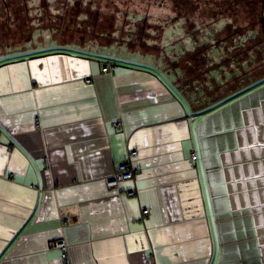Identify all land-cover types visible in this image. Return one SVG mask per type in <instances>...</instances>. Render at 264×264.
Returning a JSON list of instances; mask_svg holds the SVG:
<instances>
[{
	"label": "crops",
	"instance_id": "1",
	"mask_svg": "<svg viewBox=\"0 0 264 264\" xmlns=\"http://www.w3.org/2000/svg\"><path fill=\"white\" fill-rule=\"evenodd\" d=\"M180 20L142 49L63 32L68 50L0 63V264H264V93L200 49L229 24ZM123 162L134 180L107 188Z\"/></svg>",
	"mask_w": 264,
	"mask_h": 264
},
{
	"label": "rangeland",
	"instance_id": "2",
	"mask_svg": "<svg viewBox=\"0 0 264 264\" xmlns=\"http://www.w3.org/2000/svg\"><path fill=\"white\" fill-rule=\"evenodd\" d=\"M46 1H48V4L39 0H0V63L12 58L28 57L47 51L68 50L60 47L62 45L58 43L60 38V31L58 30L61 27L54 26L55 24H64V22H60L52 15L46 14V7H43L48 6V11L55 14L58 8L63 9L66 6L60 4L64 0ZM159 1L85 0V2H89L88 6H98L100 11L105 14L115 11L114 8H117L118 11L132 12L139 8L147 10L148 7L150 10H156L158 4L152 3ZM96 2L100 3L97 4ZM171 5L173 6L170 3L169 7ZM180 5L182 7H179L180 11L201 13L198 16L199 19L193 17L203 24L201 25L203 29H200L202 37H207V35L219 29L222 21L229 24V28L232 29L227 35L224 31L223 36L218 37V40L214 42L209 38H204L208 40V43L205 47L200 48L201 50L206 49V47L213 49L214 60L217 61V64L226 66L222 75L218 74L217 82L225 86H231L232 89L237 88V91L246 90L248 92L264 93V0H184ZM54 6H57V8H53ZM212 13H216L217 16L222 15L227 20H212L214 16ZM209 22L211 24H207ZM229 28L227 31H229ZM201 39L199 40V46L203 44L202 42H206V40ZM223 45L226 48L224 54L220 48ZM110 48L97 50L101 52L97 53V57L105 61L116 59L115 63L119 66L129 63L144 66L142 62L139 63L136 59L127 56L125 51L116 54L119 57L114 59L107 58V55L113 49ZM90 54L95 56L94 53ZM236 55L242 57L238 62V66H242L239 75H237L238 72L236 74L232 73L234 68V62L232 61Z\"/></svg>",
	"mask_w": 264,
	"mask_h": 264
},
{
	"label": "trees",
	"instance_id": "3",
	"mask_svg": "<svg viewBox=\"0 0 264 264\" xmlns=\"http://www.w3.org/2000/svg\"><path fill=\"white\" fill-rule=\"evenodd\" d=\"M39 1L48 4V1L46 0ZM173 1L175 2L173 3ZM173 1L160 0L159 2H153L152 4H158L156 10H150L148 7L149 10L148 8H146L147 10H141L139 8L132 12L118 11L117 8H114L117 11L115 10L107 14L100 11L98 6H88L89 2H85V0H64L62 3L60 2V4H65L66 6L63 9L58 8L55 14H52L50 11H48V6L43 7H46V14L52 15V17L57 18L60 22H64V24L60 23L58 25H54L61 27L58 30L60 31V37H62L63 32H67L68 36L73 38V42L76 41L74 38L78 39L77 45L83 44L84 46L86 44H98L99 41L101 44L110 45H113V43H118L117 45H120V47H124V50H127L135 47L142 49L145 43V34H149L151 30L159 28V25H155V23L174 22L177 18H180V21L185 24V27H191L197 23H199L200 26L203 25L196 21L199 19L198 16L201 13L195 14L193 11H180V4L183 3L184 0ZM96 3L99 4L100 2ZM170 3L173 4V6L171 5L169 7ZM84 4L85 6H83ZM53 8H57V6H54ZM25 10L26 9L24 8V11ZM173 14V19H156L158 18L157 15L162 18H169ZM212 15H214L212 20H221L219 18L223 17L222 15L217 16L216 13H212ZM193 16H195L197 19ZM207 24L211 23L209 22ZM69 33H71V35H69ZM112 34L114 37L110 36ZM76 50L79 51L80 48Z\"/></svg>",
	"mask_w": 264,
	"mask_h": 264
},
{
	"label": "built area",
	"instance_id": "4",
	"mask_svg": "<svg viewBox=\"0 0 264 264\" xmlns=\"http://www.w3.org/2000/svg\"><path fill=\"white\" fill-rule=\"evenodd\" d=\"M100 71L102 73H111L113 71V66L108 65V64L102 65ZM131 154H134V153H131ZM195 159H196V156L192 154L191 160H195ZM133 180H134V171L129 168L127 163L123 162L117 167L116 172L105 181V186L109 189L117 188L120 182L133 181ZM134 194H135L134 191H129L127 193L128 196H134ZM147 212L148 211L145 209L142 211V214L145 215L147 214ZM50 246L59 248L62 251H65L66 249V246L63 242L55 243Z\"/></svg>",
	"mask_w": 264,
	"mask_h": 264
},
{
	"label": "water",
	"instance_id": "5",
	"mask_svg": "<svg viewBox=\"0 0 264 264\" xmlns=\"http://www.w3.org/2000/svg\"><path fill=\"white\" fill-rule=\"evenodd\" d=\"M260 145H264V144H260Z\"/></svg>",
	"mask_w": 264,
	"mask_h": 264
}]
</instances>
